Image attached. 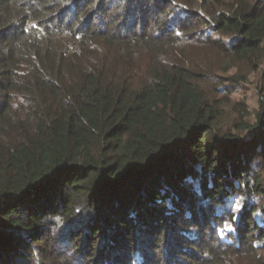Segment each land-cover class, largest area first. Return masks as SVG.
Masks as SVG:
<instances>
[{"label": "trees", "instance_id": "trees-1", "mask_svg": "<svg viewBox=\"0 0 264 264\" xmlns=\"http://www.w3.org/2000/svg\"><path fill=\"white\" fill-rule=\"evenodd\" d=\"M207 50L262 67L264 0H0V264H264V101L223 128Z\"/></svg>", "mask_w": 264, "mask_h": 264}, {"label": "rangeland", "instance_id": "rangeland-1", "mask_svg": "<svg viewBox=\"0 0 264 264\" xmlns=\"http://www.w3.org/2000/svg\"><path fill=\"white\" fill-rule=\"evenodd\" d=\"M215 57L214 51L207 50L198 53L195 58L197 61H203L211 66L210 72L212 74L210 75L212 77L210 81L204 84V88L208 93L213 94L215 99L222 102L221 126L237 132L238 127L252 123L260 109V100L263 99L264 101V65L253 70L250 67L228 65L221 55L218 56L219 60L215 62L217 58ZM231 77L237 78V81H234L235 86L219 88L222 83L229 85L230 83L227 81H231ZM241 107L247 108V113L239 111ZM70 257L72 258L71 261H80L78 256H63L62 254L58 255L57 260L69 261Z\"/></svg>", "mask_w": 264, "mask_h": 264}]
</instances>
